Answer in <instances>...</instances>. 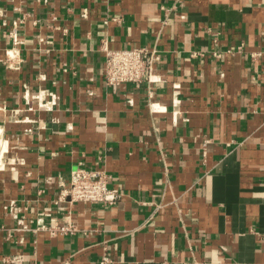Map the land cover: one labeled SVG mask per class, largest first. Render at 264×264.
Returning <instances> with one entry per match:
<instances>
[{
  "label": "crops",
  "instance_id": "0c3cea01",
  "mask_svg": "<svg viewBox=\"0 0 264 264\" xmlns=\"http://www.w3.org/2000/svg\"><path fill=\"white\" fill-rule=\"evenodd\" d=\"M0 10V264H264V0ZM104 42L157 48L159 80L107 85ZM80 163L105 169L120 199H67ZM53 218L80 230H34Z\"/></svg>",
  "mask_w": 264,
  "mask_h": 264
},
{
  "label": "built area",
  "instance_id": "2783aa9c",
  "mask_svg": "<svg viewBox=\"0 0 264 264\" xmlns=\"http://www.w3.org/2000/svg\"><path fill=\"white\" fill-rule=\"evenodd\" d=\"M24 21V16L14 21V26L9 32L14 44V47L8 50L9 58L18 54L16 46L21 43L19 30L20 25ZM103 50L105 52L103 75L107 85L116 86L126 82H147L151 86L159 80L156 67L161 62L162 55L157 48H149L142 45L114 48L104 42ZM214 54L221 55L217 51ZM252 54L253 57L260 55V53ZM50 95L51 98L49 100L39 95L38 98H41L42 105L53 106L56 103V95L54 93H50ZM151 105L157 108L153 102ZM110 177L111 175L105 169H93L80 163L72 169L70 183L64 188L63 193L70 201L102 203L105 205L114 204L120 199L122 192L119 188L109 185ZM8 209L21 225L17 229L22 227L29 228L23 221L20 205L14 201L9 204ZM39 229L47 230L51 235L76 233L80 230L75 223L71 221L60 223L56 218L51 219L49 223L39 225L34 230L37 231ZM2 259L4 264H23L24 262V257L21 253L4 255ZM112 262L113 258L109 254H103L99 264H111Z\"/></svg>",
  "mask_w": 264,
  "mask_h": 264
}]
</instances>
